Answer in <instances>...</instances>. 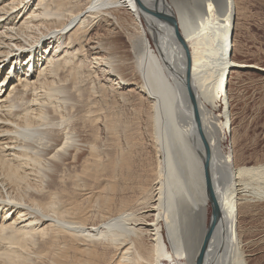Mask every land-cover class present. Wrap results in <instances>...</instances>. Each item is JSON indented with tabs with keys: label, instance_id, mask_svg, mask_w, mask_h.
<instances>
[{
	"label": "bare ground",
	"instance_id": "6f19581e",
	"mask_svg": "<svg viewBox=\"0 0 264 264\" xmlns=\"http://www.w3.org/2000/svg\"><path fill=\"white\" fill-rule=\"evenodd\" d=\"M32 1L0 0V264H196L212 204L208 181L219 217L205 264L230 255L244 264L238 218L244 202L264 201V163L235 166L221 146L232 129L231 74L264 67L234 59L235 0ZM122 12L138 27L132 58L118 52ZM128 65L150 101L156 163L145 177L126 150L102 159L72 122L80 77L92 82L103 72L124 84ZM113 119L112 137L121 127ZM94 180L109 192L89 226L83 201ZM98 246L116 249L115 258Z\"/></svg>",
	"mask_w": 264,
	"mask_h": 264
},
{
	"label": "rangeland",
	"instance_id": "374dc122",
	"mask_svg": "<svg viewBox=\"0 0 264 264\" xmlns=\"http://www.w3.org/2000/svg\"><path fill=\"white\" fill-rule=\"evenodd\" d=\"M35 3L36 0L32 1L33 6ZM235 4L239 9L234 30V59L237 62L258 64V66L264 67V0H235ZM122 16L127 21L122 28L118 29V35L116 36L119 47L118 52L123 56L132 58L131 41L137 38L139 34L138 27L128 12H122ZM86 57L82 58L83 70L88 68V61L91 57L94 58L95 55H91L90 52ZM235 71L231 74L229 94L232 129L231 131L228 130L226 135L224 134L221 147L224 154L231 156L235 166H256L264 163V73L253 69L240 70L241 72L237 70V74ZM122 73L121 77L125 80L124 84H119L120 79L116 77L115 81H110L108 74L103 72L94 75L92 82L88 80L84 83L82 77H80V82H78L80 85L78 87L76 85V87L82 90L80 94L82 96L81 98L76 96L79 101L77 108L71 110L73 120H75L72 122H75L80 135L82 134V139H88L89 142H93L95 146H98V148L96 146V149L102 159L105 160L111 155L114 158L118 157V154L120 155L119 151L126 150L130 161L135 165V173L138 172V175L144 173L142 175L145 177L149 173L148 167L156 163V152L151 132L152 126L149 123L150 101L147 95L139 89V76L134 74L132 66H126ZM81 83H83L82 87ZM118 86L120 87L118 88ZM85 95L88 97H85ZM224 104H226L225 98L217 104L216 115L219 116L223 112ZM88 112L89 118L84 120ZM92 117L94 121L91 120ZM111 118L114 121L117 120L121 125L119 132L116 131L117 135L114 137L108 129L109 119L112 120ZM218 118L221 119V117ZM123 124L128 125L129 128H123ZM88 154V150L81 151L79 153L81 155L79 163L85 161ZM92 182V197L90 200L83 201V205H89L91 209L88 220L89 226L99 221L100 208L97 199L102 195H108L109 192L105 182H95V180ZM68 193L76 195L73 191ZM126 194L127 192L124 196ZM129 194L128 192L127 195ZM244 203L246 206L245 211L238 218V238L240 241L238 253L244 264H264V201L255 198V200ZM211 213L212 205L210 204L207 226L209 225ZM197 230L198 227H196ZM98 247L96 249L100 252L104 251V259L107 258L108 261L112 260V256L117 253L116 249H113L112 252V248L103 250L101 246ZM233 256L230 255L227 260L224 259L220 264H235L234 258H236V255Z\"/></svg>",
	"mask_w": 264,
	"mask_h": 264
},
{
	"label": "water",
	"instance_id": "95a60500",
	"mask_svg": "<svg viewBox=\"0 0 264 264\" xmlns=\"http://www.w3.org/2000/svg\"><path fill=\"white\" fill-rule=\"evenodd\" d=\"M163 19H165L170 25H172L174 27V30L176 31L178 37H180V33L178 30V25H177V21L174 15L172 14H167L165 16H162ZM193 94V93H192ZM204 167H205V172L207 174V177L209 179V175H210V170H211V165H210V150L206 149V157H205V162H204ZM208 181V180H207ZM208 188L210 189V199H211V205H212V213H211V218L209 221V225L206 231V235H205V241L203 242L200 254L197 257V261L196 264H205V259H206V253H207V249H208V243L209 240L213 237L214 235V230H215V226L218 220V207L214 204V195L211 192V183L210 181H208Z\"/></svg>",
	"mask_w": 264,
	"mask_h": 264
}]
</instances>
